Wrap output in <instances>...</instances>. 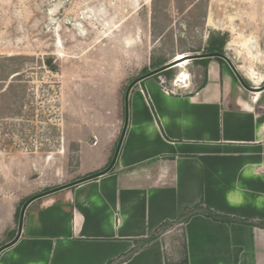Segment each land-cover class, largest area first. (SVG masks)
Returning a JSON list of instances; mask_svg holds the SVG:
<instances>
[{"label": "crops", "instance_id": "1", "mask_svg": "<svg viewBox=\"0 0 264 264\" xmlns=\"http://www.w3.org/2000/svg\"><path fill=\"white\" fill-rule=\"evenodd\" d=\"M152 77L129 90L111 169L81 180L112 157L78 165L55 187L77 183L32 201L0 264H166V231L183 233L188 264H264V85L245 87L215 58L203 84L198 78L174 93ZM113 119L106 143H117L124 126L118 110ZM96 130L88 132L89 148L98 145ZM200 203L230 220L197 213L174 225ZM166 221L172 227L155 234Z\"/></svg>", "mask_w": 264, "mask_h": 264}, {"label": "rangeland", "instance_id": "2", "mask_svg": "<svg viewBox=\"0 0 264 264\" xmlns=\"http://www.w3.org/2000/svg\"><path fill=\"white\" fill-rule=\"evenodd\" d=\"M218 40L243 81L263 86L264 0H0V244L22 200L114 156V112L126 115L127 88L153 59ZM184 69L193 83L202 67L188 59ZM180 70L162 75L170 83Z\"/></svg>", "mask_w": 264, "mask_h": 264}, {"label": "trees", "instance_id": "3", "mask_svg": "<svg viewBox=\"0 0 264 264\" xmlns=\"http://www.w3.org/2000/svg\"><path fill=\"white\" fill-rule=\"evenodd\" d=\"M214 52L224 54V42L223 41H219L218 40V41L209 42L204 47L202 54L203 53H214ZM211 58H215V59L219 60L221 63H225L224 59H222L221 57H218V56L192 59L193 63H195L197 65H200L202 67L201 72H199V74H198V77L201 78V82H202L201 84H203L205 82L206 66H207L208 61ZM43 62L50 70H52V71L57 70L56 67L51 64V60L50 59L46 58ZM165 63H166V60H164L163 58H161L159 60L153 59L150 62V65H149L150 68L149 69H144L141 75H144V74L148 73L151 70L159 68V67L163 66ZM170 70H171V68L163 70L162 72H164L165 74L169 75L170 74ZM244 83L246 84L245 81H244ZM26 200H27V198L22 200V203L24 201H26ZM22 203H21V205H22ZM19 210H20V207H18L17 211H16L17 217H18V214H19ZM197 213L202 214V215L207 216V217H210V218H212L213 220H216V221H218V220L219 221L220 220L229 221L230 220V219H228L225 216H221V215H219V214L207 209L202 203H200L196 207H193V208H190V209H186L181 215V220H179L176 223H174V225L176 227H178V228L182 227L183 224L186 222V220L191 215L197 214ZM166 225L172 227L173 223H171L169 221H166V222L162 223L160 225V227L156 230L155 234L158 233V231H160ZM15 233H16V229L14 231L10 232L9 238L5 242L0 244V246L5 244V243H7V242H9L10 240H12L14 238V236H15ZM155 234L151 235L148 238H146L143 241V244L141 245V247L146 246L151 240L156 238ZM168 242H169V245H170V248H171V252L170 253L165 252V258H166L165 260L170 258L171 255L174 252H176L179 255V258H178V261L175 262V263L170 262L169 260L165 261V263L166 264H186V262H187V251H186V243H185V238H184L183 233L182 232L181 233H176V232L171 233V232H169Z\"/></svg>", "mask_w": 264, "mask_h": 264}, {"label": "water", "instance_id": "4", "mask_svg": "<svg viewBox=\"0 0 264 264\" xmlns=\"http://www.w3.org/2000/svg\"><path fill=\"white\" fill-rule=\"evenodd\" d=\"M187 59H195V58H207V57H215V56H218V57H221L222 59L225 60V62L230 66V68L232 69V71L234 72L235 76L238 78V80L245 86L247 87L245 84H244V81L242 79V77L240 76V74L238 73L237 69L235 68V66L232 64V62L229 60V58L225 55V54H221V53H217V52H214V53H203V54H196V55H193V56H189V55H185ZM177 64V61L176 59H174L173 61H171L170 63L160 67V68H157V69H154V70H151L149 71L148 73L136 78L134 81H132L128 88H127V92H126V97L129 93V90L130 88L136 83L138 82L139 80L145 78V77H150V76H153L155 75L156 73L160 72V71H163L167 68H172V67H175ZM249 88V87H248ZM126 115H125V122H124V126H123V130H122V134L118 140V144H117V147H116V150H115V153H114V156L112 157V160L110 162V164L102 171L98 172V173H95V174H92V175H89V176H86L84 178H82L81 180H86V179H91V178H95L99 175H102L106 172H108L111 167L113 166L115 160H116V157H117V154H118V151H119V148L121 146V143H122V139H123V136H124V133H125V129L127 127V119H128V110H127V107H126ZM79 180V181H81ZM77 183V181H74V182H71V183H67L65 185H62V186H59V187H55L53 189H50L46 192H42V193H38V194H35V195H32L30 196L22 205L21 209H20V212H19V218H18V224H17V229H16V233H15V236L12 240H10L9 242L3 244L0 246V253L5 250L6 248L10 247L11 245H13L19 238L20 234H21V230H22V224H23V216H24V212H25V209L26 207L32 202L34 201L35 199H38L40 198L41 196H43L44 194L46 193H50V192H54L58 189H60L61 187H70L72 186L73 184Z\"/></svg>", "mask_w": 264, "mask_h": 264}, {"label": "built area", "instance_id": "5", "mask_svg": "<svg viewBox=\"0 0 264 264\" xmlns=\"http://www.w3.org/2000/svg\"><path fill=\"white\" fill-rule=\"evenodd\" d=\"M169 69V68H167ZM166 70V69H165ZM162 71L156 73V80L158 82V84L160 85V87L166 92V93H174V88H185L188 87L190 85V74L188 73L189 76H187L186 78L180 79L181 77H178V75L180 76V73H177L174 78L170 81V83H168V80L166 79V77L164 75H162ZM170 85V86H169Z\"/></svg>", "mask_w": 264, "mask_h": 264}, {"label": "bare ground", "instance_id": "6", "mask_svg": "<svg viewBox=\"0 0 264 264\" xmlns=\"http://www.w3.org/2000/svg\"><path fill=\"white\" fill-rule=\"evenodd\" d=\"M62 4V1H59L55 7L52 9V11L56 10L60 5ZM176 61H177V64L175 67H178L180 68V76L178 75V77H181L180 79H183V78H186L188 75L187 71L184 69V66L188 63V59L186 58V56L182 53L178 54L177 57H176ZM254 72L252 71V74ZM253 79H255V77H253Z\"/></svg>", "mask_w": 264, "mask_h": 264}]
</instances>
